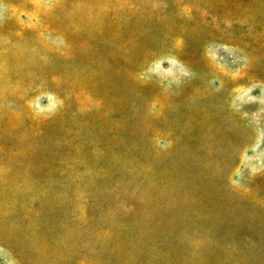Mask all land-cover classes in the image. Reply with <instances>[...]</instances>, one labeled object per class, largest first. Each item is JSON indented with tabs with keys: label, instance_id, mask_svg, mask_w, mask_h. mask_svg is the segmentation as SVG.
<instances>
[{
	"label": "rangeland",
	"instance_id": "374dc122",
	"mask_svg": "<svg viewBox=\"0 0 264 264\" xmlns=\"http://www.w3.org/2000/svg\"><path fill=\"white\" fill-rule=\"evenodd\" d=\"M0 264H264V0H0Z\"/></svg>",
	"mask_w": 264,
	"mask_h": 264
}]
</instances>
